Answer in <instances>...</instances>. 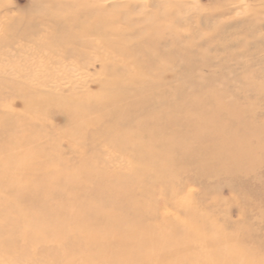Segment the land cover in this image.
I'll use <instances>...</instances> for the list:
<instances>
[{
	"label": "bare ground",
	"instance_id": "6f19581e",
	"mask_svg": "<svg viewBox=\"0 0 264 264\" xmlns=\"http://www.w3.org/2000/svg\"><path fill=\"white\" fill-rule=\"evenodd\" d=\"M31 2L34 24L0 0V68L30 51L65 69L98 65L105 80L80 96L32 100L14 84L0 92V264H264V252L240 249L241 238L219 231L211 209L199 212L179 186L186 173L202 180L237 169L245 113L220 92L213 104L187 102L170 68L194 56L165 35L170 23H154L153 1ZM164 13L158 18L168 23ZM17 98L20 113L11 108ZM51 110L66 116L67 130L20 125ZM62 138L83 151L82 163L63 159ZM102 146L129 167L111 171ZM156 194L161 203L178 197L177 215H159Z\"/></svg>",
	"mask_w": 264,
	"mask_h": 264
},
{
	"label": "rangeland",
	"instance_id": "374dc122",
	"mask_svg": "<svg viewBox=\"0 0 264 264\" xmlns=\"http://www.w3.org/2000/svg\"><path fill=\"white\" fill-rule=\"evenodd\" d=\"M152 1L154 23H170L165 35H173L176 47L180 44L179 48L185 47L194 56V64L183 60L180 65L170 68V73H178L177 82L187 95V102L213 104V97L221 98L218 95L220 92L225 102L245 113L243 123L237 122L242 129L238 130L235 144L239 158L237 169L230 174L220 173L202 180H195L190 173H186L179 186L190 199L201 204L199 212L204 211V207L211 209V212L207 211L213 215L212 219L218 220L219 231L241 238L240 249L264 252V7L256 0H244L250 6L242 5L236 9L230 0H167V4ZM10 2L13 6L9 11L13 15L24 22H37L33 17L36 7L31 0ZM163 10L168 23L158 18ZM170 41L167 40L165 48ZM31 55L37 54H30L29 51L0 68V82L5 83L0 92L11 93L10 84H14L15 89L22 93L24 90V94L32 100L42 95L67 97L74 93L80 96L88 91L95 92L98 84L105 80L98 65L89 69H65ZM25 60L26 64L23 63ZM12 67H17V70L13 71ZM19 72H23L25 77H18ZM22 100L11 99L12 112L23 110ZM41 104L53 105L49 101ZM161 107L163 104L158 103L155 109L161 112ZM41 114V117L29 120L20 117V125L27 129L38 127L41 123L45 132L54 134L67 130L63 113L51 110ZM30 146L26 144L25 148ZM58 149L67 161L79 164L84 159L83 151L71 149L66 139L62 138ZM100 150L106 163L114 161L115 164L109 166L111 171L122 172L129 167L125 160L120 162L119 158H115V152L109 147L102 146ZM177 198L161 203V196L156 194L155 200L159 202L157 213L177 215L174 209ZM23 261L26 263L29 260ZM32 262L51 264L46 259Z\"/></svg>",
	"mask_w": 264,
	"mask_h": 264
}]
</instances>
